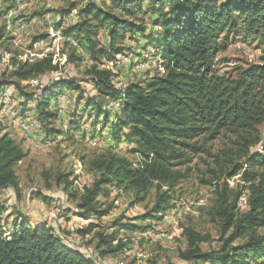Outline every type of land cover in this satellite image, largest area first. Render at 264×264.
<instances>
[{"label": "trees", "instance_id": "1", "mask_svg": "<svg viewBox=\"0 0 264 264\" xmlns=\"http://www.w3.org/2000/svg\"><path fill=\"white\" fill-rule=\"evenodd\" d=\"M143 1L115 0L128 18H135L142 12ZM146 1L149 4L143 13H147L152 25L159 29L154 34L147 35L146 26L104 12L92 3L79 11L81 22L64 32L80 36L86 54L96 64L103 58L111 61L122 54L125 50L116 42L127 34L143 35L159 53L164 74L147 77L125 89L115 87L112 72L100 69L98 64L87 71L97 97L93 106L100 115L106 114L102 110L106 100L119 98L123 102L118 125L114 128L120 133L127 130L123 138L133 144V153L139 155L141 161L135 168L126 158L104 151L91 160L89 168L95 179L89 187H83L81 195L76 196L74 190L70 192L74 180H69L68 174H57L56 183L63 185L64 192H69L83 219H99L111 212L110 206L102 209L97 201L98 196H107L108 186L134 192L136 203L144 201L148 192L154 190L153 206L143 217L154 219L170 209L171 193L188 177L187 151L207 152V141L215 139L221 130L231 131L237 138L235 147L228 150V155L224 154L231 169L226 171L218 164V156L213 157L221 175L227 178L240 175L248 191V209L243 213L237 209L241 192L233 193L225 182L221 187L217 184L210 216L222 237L220 251L203 253L199 244L206 241V237L184 228L182 233L187 245L179 256L184 264H250L264 260V144L260 153H250V148L260 141L257 127L264 122V66H251L234 79L225 78L215 69L216 56L226 49L230 37L242 36L264 45V0ZM74 9L75 6L70 7V11ZM105 25L110 28L104 47L100 46L97 36ZM1 37L0 32V40ZM14 65L11 79L0 83V91L13 88L25 103L34 101L46 127L57 118L49 111V105L61 91H79L78 100L82 99L79 86L68 80H54L33 92H26L21 82L57 71L51 60L43 58ZM86 105L89 106V102ZM47 132L51 136L57 133L53 128ZM199 139L205 143L198 144ZM24 157L25 153L8 135L0 138V190L18 192L14 167ZM234 157L245 160L247 167L234 163ZM180 166L184 168L181 170ZM210 172L214 180L219 181L220 176L213 170ZM38 196L46 200L43 195ZM118 221L112 225L119 227ZM122 227L132 231L141 229L134 224ZM94 229L96 226L89 223L76 234L85 237ZM96 239L95 251L99 257L119 253L125 248L113 234L97 233ZM239 239H243L242 244L232 246ZM0 264L95 262L92 255L70 246L52 227L31 228L22 221L9 239L0 238Z\"/></svg>", "mask_w": 264, "mask_h": 264}, {"label": "rangeland", "instance_id": "2", "mask_svg": "<svg viewBox=\"0 0 264 264\" xmlns=\"http://www.w3.org/2000/svg\"><path fill=\"white\" fill-rule=\"evenodd\" d=\"M88 3L121 19L146 26L147 35L159 31L147 13H143L149 4L146 0L142 3V12L135 18L123 15L115 0H0V83L11 79L14 64L46 58L57 71L21 82L26 92H33L54 80L74 82L82 91L80 100L76 90H63L57 95L49 105V111L57 116L49 128L40 119L34 101L25 103L13 88L0 91V138L8 135L25 153L24 159L14 167L18 192L0 190V238L9 239L25 221L31 228L52 227L70 246L91 254L95 264H184L179 256L187 245L182 230L191 228L207 239L199 244L201 251L217 254L222 237L210 216L217 184L221 187L225 182L233 193L241 192L237 209L240 213L248 209V191L240 175L227 178L220 174L218 167L219 164L226 171L231 169L224 155L235 147L237 138L231 131L221 130L215 139L207 141V152L187 151L188 177L171 193L170 209L154 219L143 218L153 206L154 190L148 192L144 201L136 203L134 192L108 186L107 196H98L97 201L102 209L110 206L111 212L99 219H83L75 208V200L70 199L68 191L64 192L62 184L56 183L57 174H68L69 180H74L70 192L74 190L76 196L81 195L83 187H89L95 179L89 168L91 160L104 151L126 158L135 168L141 161V157L133 153V144L123 138L127 130L120 133L114 128L118 125L123 102L119 98L106 100L102 108L106 114L102 115L94 109L97 97L87 71L96 62L86 54L80 36L64 34L67 28L81 22L79 11ZM71 6H75L72 11ZM109 28L105 25L99 30L100 46L107 45ZM148 42L141 34H127L116 42L125 51L111 61L103 58L96 65L112 72L113 83L118 89L143 82L147 77L163 75L159 53ZM251 66H264V45L257 40L230 37L226 49L216 56L215 69L225 78L234 79ZM51 128L57 132L52 136L47 132ZM257 130L260 141L250 148L251 154L260 153L264 144V122ZM52 138L56 140L50 145L44 144ZM203 142L199 139L198 144ZM215 155L219 158L218 164ZM235 162L247 167L245 160L238 157H234ZM210 170L220 176L219 181L214 180ZM117 221L120 225L114 227L112 224ZM89 223L96 229L79 237L77 230ZM123 224H134L141 229L132 231L122 227ZM97 233L113 234L125 248L119 253L99 257L95 251ZM242 242L243 239L236 240L232 246ZM250 264H264V260Z\"/></svg>", "mask_w": 264, "mask_h": 264}, {"label": "bare ground", "instance_id": "3", "mask_svg": "<svg viewBox=\"0 0 264 264\" xmlns=\"http://www.w3.org/2000/svg\"><path fill=\"white\" fill-rule=\"evenodd\" d=\"M160 70H161V72H163L161 68H160ZM44 144L45 145H50V141H46Z\"/></svg>", "mask_w": 264, "mask_h": 264}, {"label": "built area", "instance_id": "4", "mask_svg": "<svg viewBox=\"0 0 264 264\" xmlns=\"http://www.w3.org/2000/svg\"><path fill=\"white\" fill-rule=\"evenodd\" d=\"M54 140H56V138H52V139H50V143H51V141H54ZM89 255H91V254H89Z\"/></svg>", "mask_w": 264, "mask_h": 264}]
</instances>
